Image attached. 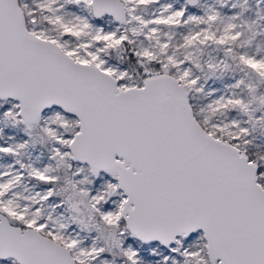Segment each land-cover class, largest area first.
I'll return each mask as SVG.
<instances>
[{
  "label": "snow or ice",
  "instance_id": "6c2138e0",
  "mask_svg": "<svg viewBox=\"0 0 264 264\" xmlns=\"http://www.w3.org/2000/svg\"><path fill=\"white\" fill-rule=\"evenodd\" d=\"M0 264H264V0H0Z\"/></svg>",
  "mask_w": 264,
  "mask_h": 264
}]
</instances>
